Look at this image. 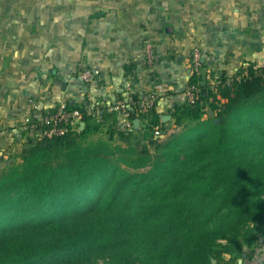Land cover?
<instances>
[{
  "label": "trees",
  "instance_id": "obj_1",
  "mask_svg": "<svg viewBox=\"0 0 264 264\" xmlns=\"http://www.w3.org/2000/svg\"><path fill=\"white\" fill-rule=\"evenodd\" d=\"M206 69L203 61L191 77L200 94L174 108L171 126L157 107H135L138 130L126 131L113 110L102 130L105 114L98 121L67 102L83 129L38 139L27 128L21 163L0 165V264L251 259L264 243V64L211 73L218 86ZM103 132L107 142H89Z\"/></svg>",
  "mask_w": 264,
  "mask_h": 264
},
{
  "label": "crops",
  "instance_id": "obj_2",
  "mask_svg": "<svg viewBox=\"0 0 264 264\" xmlns=\"http://www.w3.org/2000/svg\"><path fill=\"white\" fill-rule=\"evenodd\" d=\"M194 48L210 73L232 77L263 65L264 0H0V158L26 144L32 103L48 112L67 102L89 107L98 121L105 114L107 130L127 84L138 98L155 92L157 113L173 125ZM85 68L91 83L78 78ZM263 262L255 251L245 264Z\"/></svg>",
  "mask_w": 264,
  "mask_h": 264
},
{
  "label": "built area",
  "instance_id": "obj_3",
  "mask_svg": "<svg viewBox=\"0 0 264 264\" xmlns=\"http://www.w3.org/2000/svg\"><path fill=\"white\" fill-rule=\"evenodd\" d=\"M155 45L151 40L144 42L143 57L146 64L152 66L155 61ZM203 57L199 48H194L192 51V66L194 73H200ZM207 79L211 81V85L218 86L221 84L218 76L213 77L210 72H207ZM78 78L84 83H91L94 79V73L90 69H82L78 73ZM240 77L230 79L240 80ZM200 94V89L196 86H189L184 95V101L193 103ZM135 92L131 84H127L121 97L111 107V110L116 111L122 121L123 128L126 131H133L134 124L131 120V115L135 107L140 114H147L153 108H156L159 102V97L155 92H147L139 101H135ZM83 114L77 109H69L67 103L59 105L54 111H44L37 103H32V112L24 120V124L28 129H31L34 136L38 139H53L62 137L72 132H77L82 129Z\"/></svg>",
  "mask_w": 264,
  "mask_h": 264
},
{
  "label": "rangeland",
  "instance_id": "obj_4",
  "mask_svg": "<svg viewBox=\"0 0 264 264\" xmlns=\"http://www.w3.org/2000/svg\"><path fill=\"white\" fill-rule=\"evenodd\" d=\"M98 141H101L102 143L107 142V136L105 135V132H103L102 134L95 135V136L91 137V139L89 140L90 143H96ZM27 142H28V140L26 141V144H27ZM26 144H24V146H22L21 149L18 150L17 154H15L14 152H11V154H9V156L7 155V158L5 157V155L1 156L2 158H0V165H3V164L7 165V162L11 165L16 164V163H21V154H22L21 152L24 149H26L25 148ZM121 146H122V148L126 149V151L131 152L130 150H127V148H126L127 146H125L124 144H121ZM129 152L122 153L121 156L123 158H128L131 154ZM260 246H261V248L256 250V255L264 260V243L260 242ZM106 260H107L106 258H100V259H98V261L95 264H104Z\"/></svg>",
  "mask_w": 264,
  "mask_h": 264
},
{
  "label": "water",
  "instance_id": "obj_5",
  "mask_svg": "<svg viewBox=\"0 0 264 264\" xmlns=\"http://www.w3.org/2000/svg\"><path fill=\"white\" fill-rule=\"evenodd\" d=\"M205 84V83H203ZM169 117L167 118H164L163 120L166 121L168 120ZM134 126H135V129L138 130L140 128V121L139 120H135L134 121ZM84 127V124H82V128ZM247 254H243V258H246ZM243 263V259L239 260V264H242Z\"/></svg>",
  "mask_w": 264,
  "mask_h": 264
}]
</instances>
